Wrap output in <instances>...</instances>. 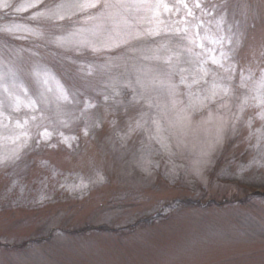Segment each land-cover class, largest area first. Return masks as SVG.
Returning <instances> with one entry per match:
<instances>
[{
    "label": "rangeland",
    "instance_id": "1",
    "mask_svg": "<svg viewBox=\"0 0 264 264\" xmlns=\"http://www.w3.org/2000/svg\"><path fill=\"white\" fill-rule=\"evenodd\" d=\"M72 2L0 0V133H28L0 141V156L20 157L0 166V264H264V120L251 98L264 68V0H201L186 33L100 52L57 37L85 29L93 44H111L152 28L151 13L129 25L114 14L99 29L83 14L37 16ZM182 16L161 11L172 29L185 27ZM37 92L45 103L33 112L25 105Z\"/></svg>",
    "mask_w": 264,
    "mask_h": 264
},
{
    "label": "snow or ice",
    "instance_id": "2",
    "mask_svg": "<svg viewBox=\"0 0 264 264\" xmlns=\"http://www.w3.org/2000/svg\"><path fill=\"white\" fill-rule=\"evenodd\" d=\"M5 7H8L7 4L4 5ZM27 7H35V4H29ZM181 9L184 11V16L181 17L179 21H175L176 24H179L181 22L185 23V27L183 29L181 28H175L172 29L169 27L168 23L166 20L161 19V11L163 13H169V12H174V14H179L181 12ZM201 10L204 11V8L202 7L201 0H192L191 3L188 2V0H177L176 3L169 4L165 2V0H73L72 3L70 4H65V3H60L55 6L54 9H48L46 13L41 12L37 13V16H47L49 19H59V20H64L65 16H68L69 19H72L73 17H76L79 19V14H83V21L85 23L87 22H93L95 25L96 29H99L103 27L104 22L106 20H111L114 17V14H119L121 21L125 25H129L130 21L127 19L129 15H132L135 17L136 13L139 12H144V13H151V16L148 17V22L150 24H153L154 26L152 28L145 29L144 31H139L137 30L134 35L132 34H127L126 37H122L120 40L115 41L111 44H103L100 46H97L93 44L91 41L87 39V37L83 36V32L85 29H76L75 31H70L68 32L67 36H62V37H57V43L60 46H64L66 44H72L76 43L79 44L81 47H91L94 52H100L102 48H110V47H120L122 44L127 45L130 43L131 40H138L144 36L147 37H158L161 35V32H167V31H175L177 34L180 32H187L188 27H187V17H193L194 19L196 18L195 15V10ZM24 10V7L22 6L20 9H17V11ZM90 10H96L95 12L90 11ZM117 10H122L121 12H117ZM139 19L143 20L145 17L141 16ZM163 26V27H161ZM199 25H197V28ZM8 31H12L11 28L7 29ZM95 30V29H94ZM93 30V31H94ZM197 37H199V33H196ZM77 37H80V39H75ZM181 39H187L190 44L196 43L195 40L189 39L187 36L181 37ZM202 39V38H200ZM197 47H202L201 44H196ZM161 47H166V45H161ZM188 51H191L189 48ZM179 54L177 53V56ZM225 56V59H229L230 57L228 56L227 53L223 54ZM262 55H264V52H262ZM171 60L172 57L168 56L165 58V62L168 63L171 67ZM215 63V61H213ZM222 66V65H221ZM181 71H185L184 69H181ZM227 71V69H226ZM234 71V70H233ZM205 75H207V72H205ZM229 80L232 79V76L230 75L228 77ZM245 77L243 74H241V85L240 87L243 88V80ZM4 78L0 77V87L4 88V91H8L7 87L4 86L3 83ZM186 82V77H181V83ZM196 81L193 80V83ZM255 88L253 89L256 93V95L252 96L251 98L256 101V106L261 109L260 113L258 114L259 117L264 120V68L261 69L260 72V77L258 80L254 81ZM171 88H174L175 86H170ZM229 91L228 88H225V93ZM11 95V94H10ZM25 95H27V90L25 89ZM36 99H32L29 97L27 104L25 105L27 108H29L31 111H36L37 106L41 103H45L44 98H43V93L37 92L36 94ZM216 93L213 92L212 97H206L205 99L211 100L213 97H215ZM60 96L63 100H68V94L64 90L63 86L60 87ZM109 97H105L107 100ZM248 97L245 96L243 99V104H247ZM149 107H151V103L149 102ZM226 104H221L219 107L223 108L226 107ZM2 102H0V108H2ZM14 110L19 111L20 107V98L18 96L14 97ZM95 107L92 103L85 102L84 108L85 110L90 109ZM241 111H243V107H241ZM4 115L3 111H0V117ZM147 113L142 112L141 117L143 118L146 116ZM32 120H35L36 117L33 115L31 117ZM28 120H24L23 123H21L20 120L15 121V127L17 129H24L25 125H27ZM148 121L144 120L143 124L141 123V120L136 121V127L141 128L143 127L144 124H147ZM152 125L155 127L156 133H159L161 131V124L160 121L156 118H153L151 121ZM251 126V121H249V127ZM0 127H6L2 122H0ZM130 127L129 131H133ZM258 132L260 131L259 129L257 130ZM223 127L220 129V135L218 136L217 142H222L223 139ZM85 135H87V130H85ZM21 136L23 137H28V133L26 131H20L16 135H3L0 133V141L3 140H8L13 144H16L18 141L21 140ZM42 138L45 140L51 138V134L45 129V131L41 134ZM61 136L63 134L61 133ZM264 138L258 137V143L256 147H259V139ZM64 142H67V138H65ZM39 143V141H37ZM27 145V139L24 141L20 142V145L18 147H23ZM71 146V145H69ZM163 146V145H162ZM19 150H13L10 155L7 156H0V166H8L10 164H14L18 159H19ZM253 163H258V161L253 160ZM250 166V165H249Z\"/></svg>",
    "mask_w": 264,
    "mask_h": 264
}]
</instances>
